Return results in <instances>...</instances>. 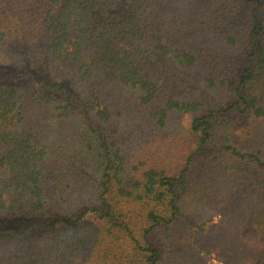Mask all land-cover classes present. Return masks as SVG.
I'll use <instances>...</instances> for the list:
<instances>
[{
    "label": "trees",
    "instance_id": "obj_1",
    "mask_svg": "<svg viewBox=\"0 0 264 264\" xmlns=\"http://www.w3.org/2000/svg\"><path fill=\"white\" fill-rule=\"evenodd\" d=\"M213 251L264 264V0H0V264Z\"/></svg>",
    "mask_w": 264,
    "mask_h": 264
},
{
    "label": "rangeland",
    "instance_id": "obj_2",
    "mask_svg": "<svg viewBox=\"0 0 264 264\" xmlns=\"http://www.w3.org/2000/svg\"><path fill=\"white\" fill-rule=\"evenodd\" d=\"M219 35L217 33H213L210 36H208L206 39L207 43V51H208V58L206 60H203L201 66L204 67L207 64L213 62L214 60L218 61L217 64L214 65V68H218L222 70V67L225 62H227V57L229 59H232V56H229V52L224 47V44L218 37ZM242 127L238 128L236 133L241 134L240 131H242ZM202 219L205 215H201ZM216 216V215H215ZM212 217L216 220V217ZM218 252V250H217ZM217 252L213 251L207 256H203L205 259L204 264H223L225 262V259H222ZM223 261V262H222Z\"/></svg>",
    "mask_w": 264,
    "mask_h": 264
}]
</instances>
